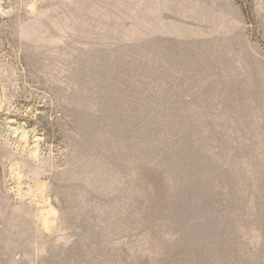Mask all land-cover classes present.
I'll return each mask as SVG.
<instances>
[{"label":"rangeland","instance_id":"1","mask_svg":"<svg viewBox=\"0 0 264 264\" xmlns=\"http://www.w3.org/2000/svg\"><path fill=\"white\" fill-rule=\"evenodd\" d=\"M0 264H264V0H0Z\"/></svg>","mask_w":264,"mask_h":264}]
</instances>
